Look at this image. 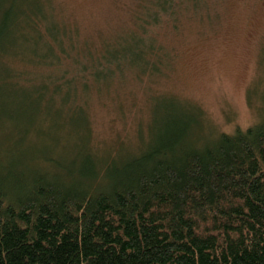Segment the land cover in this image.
Instances as JSON below:
<instances>
[{
    "label": "trees",
    "instance_id": "16d2710c",
    "mask_svg": "<svg viewBox=\"0 0 264 264\" xmlns=\"http://www.w3.org/2000/svg\"><path fill=\"white\" fill-rule=\"evenodd\" d=\"M201 2L157 0L163 12L142 20L143 30L163 26L182 5L199 20ZM34 6L0 0V62L6 63L0 65V264H264V119L231 135L190 138L194 121L177 109L147 144L117 159L108 154L97 162L101 156L85 147L83 131L79 150L63 151L61 160L28 146L23 161H3L10 137L24 131L13 147L24 145L34 124L55 119L33 102L23 86L33 78L19 70L24 64L39 73V64L25 62L40 59L31 46L44 18ZM135 45L133 62L158 72L165 46ZM58 46L57 61L68 67L54 76V90L63 84L67 114L66 106L81 110L71 102L74 88L89 85L104 66L64 36ZM83 59L92 60L89 68ZM80 118L76 131L86 125Z\"/></svg>",
    "mask_w": 264,
    "mask_h": 264
},
{
    "label": "rangeland",
    "instance_id": "374dc122",
    "mask_svg": "<svg viewBox=\"0 0 264 264\" xmlns=\"http://www.w3.org/2000/svg\"><path fill=\"white\" fill-rule=\"evenodd\" d=\"M30 1L44 20L39 25L40 38L31 44L40 59L31 55L25 62L39 64V73H31L24 64L19 70L33 78L23 85L35 96L33 102L55 119L44 120L40 127L34 124L24 145L13 147L24 131L10 137L3 161H23V150L30 146L38 151L50 149L61 160L63 151L75 154L79 150L83 131L85 147L101 156L97 162L108 154L117 159L123 151H137L147 144L166 119L178 115L177 109L194 121L190 138L191 134L209 139L220 133L231 135L264 119V0H203L206 9L199 20L190 15L189 5L185 9L182 5L168 14L163 26L152 25L151 33H145L141 22L163 12L157 0ZM63 36L90 53L93 64L99 61L104 66L102 75L89 80V85L74 88L71 102L81 105V110L66 106L67 114L63 84L54 90L53 82L54 76H63V65L68 67L63 58L57 61ZM135 44L165 46L159 51L166 55L158 72H147L133 62ZM115 53L118 58L112 59ZM144 60L155 62L148 56ZM91 61L82 63L89 68ZM80 117L86 125L76 131L75 118ZM38 133L44 137L39 141Z\"/></svg>",
    "mask_w": 264,
    "mask_h": 264
}]
</instances>
